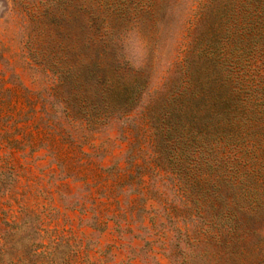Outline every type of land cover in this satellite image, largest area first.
Returning <instances> with one entry per match:
<instances>
[{
    "label": "rangeland",
    "instance_id": "obj_1",
    "mask_svg": "<svg viewBox=\"0 0 264 264\" xmlns=\"http://www.w3.org/2000/svg\"><path fill=\"white\" fill-rule=\"evenodd\" d=\"M47 12L65 15L72 36H39L49 56L54 42L75 44L83 78L98 67L121 75L117 90L145 80L128 115L98 131L74 120L70 139L40 120L41 103L57 106L53 76L27 63V33ZM2 98L1 243L58 237L93 264H264V0H0ZM11 112L27 126L15 129ZM164 112L189 143L176 154L201 161V183L226 177L213 204L195 202L157 157L154 167L164 152L146 116Z\"/></svg>",
    "mask_w": 264,
    "mask_h": 264
},
{
    "label": "trees",
    "instance_id": "obj_2",
    "mask_svg": "<svg viewBox=\"0 0 264 264\" xmlns=\"http://www.w3.org/2000/svg\"><path fill=\"white\" fill-rule=\"evenodd\" d=\"M57 2L55 3L57 4ZM64 17L65 15L60 16L53 12H47L40 18H35L38 23L47 22L42 29H30L27 33L28 47L30 48L29 56L33 60L31 62L27 61V63H32L34 67L41 68V70L53 76L52 85L47 92L49 98H47L51 99L58 107H54L53 104L48 107L44 102L41 103L42 114L40 120L46 124L50 132L62 133L61 136L69 138L70 131L68 126H72L74 120L80 119L84 123V127H92V130L98 131L114 116L128 115L140 101L146 82L142 80L137 82L136 85L131 84L129 88L124 87L123 90H117V83H119L121 75L115 79H107L97 66L95 69L97 77L90 80L83 78L81 74L86 71L87 66L84 69H79V63L76 59L79 51L76 45L72 43V45L67 47L62 45L60 47L61 42H54L56 44L53 43V45L48 47L49 51L54 50L55 53L49 56L47 46H38L36 39L39 36H48L49 41L53 38L71 39L70 31L60 25ZM47 23L58 27L51 32L46 26ZM63 49L65 51L61 55ZM35 53L40 59H34ZM115 67L118 68L119 65L116 64ZM93 70L94 67L92 68V73ZM3 100L4 98H2L0 103V119L9 116V112L5 110V107L10 110V102H3ZM61 114L66 119L67 127L60 119ZM12 116L15 129L27 126V120L21 123L22 118L17 119L13 113L11 114ZM146 119H148L147 121L153 128L154 145H160L164 152V156L151 157L154 167L157 157L162 166L164 165L175 173L179 185H184L187 189V195L191 197L199 195L201 197L200 200H195V202L201 203L202 206L213 204L215 198L220 197L223 185H227L226 177L219 175L220 179L218 180L211 181L207 179L204 184L201 183L200 176L202 172L197 170L202 166L201 161L196 159L195 156H178L176 154V147L179 146L181 148L180 152L184 153L189 143L186 140L187 137L182 133L181 127L177 125V120L172 119L171 113L164 112L163 120L161 118L158 123L155 122L153 116H146ZM19 120L22 126H16ZM65 132L67 135L64 134ZM156 150L159 154L162 153L160 149L157 148ZM193 169H196L198 173L196 174ZM130 174L132 175V180L137 177L136 180L140 183L146 181H144L143 174L134 175L131 172ZM125 180H128V178ZM92 227L95 228L94 226ZM28 237L16 240L12 245L10 240L4 243L0 242V264H93V262L83 261L82 255H80V248L78 247L77 249L75 245L67 240L57 237L44 243ZM24 242H28L29 246L24 244ZM146 242L150 244V241L146 240ZM20 243L21 245H19ZM18 249H21L22 253L18 254ZM149 250L152 253L150 245ZM15 253L17 256H15ZM151 258L153 259V256ZM156 263L154 261V264ZM145 264H148V262H145Z\"/></svg>",
    "mask_w": 264,
    "mask_h": 264
}]
</instances>
